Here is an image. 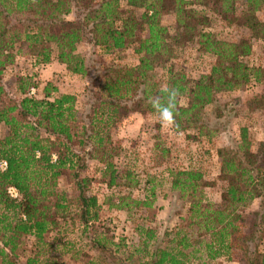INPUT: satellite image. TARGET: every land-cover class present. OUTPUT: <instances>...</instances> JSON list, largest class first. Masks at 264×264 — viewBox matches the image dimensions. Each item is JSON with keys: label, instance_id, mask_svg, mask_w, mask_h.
Listing matches in <instances>:
<instances>
[{"label": "trees", "instance_id": "trees-1", "mask_svg": "<svg viewBox=\"0 0 264 264\" xmlns=\"http://www.w3.org/2000/svg\"><path fill=\"white\" fill-rule=\"evenodd\" d=\"M123 1L124 7L117 0H0V74L20 48L35 63L47 64L53 47L56 61L76 75L84 73L83 60L75 53L83 41L104 53L132 47L137 56L134 67L123 68L120 76L104 80L100 86L103 100L89 117L93 130L82 126L76 131L74 97L57 93L48 84L41 98H36L24 95L28 83L19 81L20 97L2 101L0 124L7 132L0 137V161L6 163L0 171V264H62L60 256L68 253L70 264H210L220 256L240 257L242 264H264V252L257 249L264 229V140L251 152L243 131L235 151L216 152L223 169L220 178L226 183L221 205L204 199L200 188L205 183L199 171L167 170L171 189L187 193L188 208L186 217L163 233L160 244L148 243L155 232L142 227H137L139 241L132 248L113 243L104 233H92L90 243H85L88 251L72 243L45 242L47 235L62 233L66 224L77 223L84 233L99 219L100 206L88 193V179L79 175L86 168L85 157L73 147L94 140L97 150H107L106 129L128 109L127 104H133L137 111L162 115L161 104L168 103L169 91L175 90L173 129L197 125L200 130L206 127L200 121V111L214 103L215 93L231 92L246 84L249 77L256 79L263 73L262 69L248 68L243 60L250 53V40L264 41V20L254 17L264 0ZM238 2L251 15L245 22L250 35L235 42L216 41L211 33H204L208 23L192 9L211 4L214 11L217 4L218 13L233 15ZM134 9L142 11L138 18L132 13ZM164 12L173 16L172 34L160 23ZM72 13V20H67ZM190 42H196L214 61L207 73L188 85L186 76L169 65V54L173 47ZM2 94L0 85V100ZM181 97L186 99L182 106L177 101ZM104 105L106 111L101 110ZM246 107L264 112V93L251 98ZM221 109L223 106L217 105L213 111L215 128L222 118ZM224 120L229 122L226 116ZM97 124L101 128L94 126ZM97 161L105 164L102 173L108 175L106 186H111L115 182L112 164L104 157ZM59 177L72 183L73 198L56 191ZM8 187L16 191V198L7 194ZM152 196L151 189L142 200L125 203L119 197L108 207L145 210L151 207ZM253 200H257L256 212L249 217L241 215L239 209ZM26 236L34 239L36 251L19 262L16 249Z\"/></svg>", "mask_w": 264, "mask_h": 264}, {"label": "rangeland", "instance_id": "rangeland-1", "mask_svg": "<svg viewBox=\"0 0 264 264\" xmlns=\"http://www.w3.org/2000/svg\"><path fill=\"white\" fill-rule=\"evenodd\" d=\"M117 1L120 7H124L123 0ZM210 7L213 5L210 4ZM210 7L195 5L192 8L195 10L194 15L204 17L208 23L204 33H211L216 41L229 42L250 35L245 22L251 15L242 3L234 4L233 15L218 13L217 4L214 5V11H211ZM141 12L137 9L132 11L136 18ZM72 17L73 13L66 19L72 20ZM254 17L259 21L264 20V4ZM160 23L169 33H173V16L170 12L162 13ZM249 42L251 50L243 61L248 68H259L263 73L256 79L254 76L249 77L246 84L231 92L215 93L214 103L206 105L200 111V121L206 127L199 130L197 125H191L177 131L173 129L172 124L163 120L161 114L134 110L137 107L129 103L128 109L119 113L114 123L106 129L110 150L108 146L107 150H97L94 140L84 142L81 147L74 146L73 149L85 157L86 168L79 172V175L88 179V193L96 197L100 206L99 219L84 233H81V227L77 223L66 224L62 226V233L56 237L54 233L47 235L45 242L72 243L88 251L85 243H90L92 233H104L113 243H123L125 247L132 248L139 241L137 227H142L151 228L155 232V238L148 243L160 244L163 241V233L177 226L180 219L186 217L188 208L187 193L171 189L167 170L199 171L205 183V186L200 188L204 199L217 206L221 205L220 196L226 183L220 178L223 169L216 152L219 149L235 151L241 145L242 131L247 148L251 152L256 151L264 140V112L249 111L246 107L251 98L264 93V41L253 39ZM171 51L169 65L174 71L186 76L188 85L199 75L207 73L214 61V57L203 52L196 42H190L181 48L173 47ZM75 53L83 60L82 75L71 74L63 64L58 63L53 47L51 60L47 64L35 63L34 59L20 48L12 63L0 74V85L3 89L0 105L3 100L20 97L17 88L19 81L28 83L24 95L36 98H41L42 89L48 84L55 88L57 93L74 97L78 118L76 131L82 126L88 129L91 110L95 109L97 102L103 100L99 91L103 81H111L120 76L123 68L134 67L137 64V56L132 53V47L104 53L87 41L79 43ZM177 99L179 105H185V98ZM217 105L219 108L223 106V109L220 110L222 118L215 128L211 118ZM101 110L106 111V105L102 106ZM225 116L229 119L228 123L224 120ZM94 126L101 128L99 124ZM207 128L212 132L209 133ZM6 132L7 129L0 124V137ZM100 157L111 163L115 171V182L109 187L106 186L108 175L102 173L105 164L97 161ZM55 189L67 198L75 196L72 183L64 177L57 179ZM151 189L153 198L148 209L131 207L125 211L108 207V203H115L119 197L124 198L125 203L142 200L150 195ZM256 206L257 200H253L239 209L240 214L249 217L256 212ZM262 232L257 249L264 252V229ZM22 242L16 249L19 262H23L24 258L36 251L32 237L26 236ZM69 257L71 259V253L60 256L62 264H70ZM239 260L240 257L220 256L210 264H242Z\"/></svg>", "mask_w": 264, "mask_h": 264}, {"label": "clouds", "instance_id": "clouds-1", "mask_svg": "<svg viewBox=\"0 0 264 264\" xmlns=\"http://www.w3.org/2000/svg\"><path fill=\"white\" fill-rule=\"evenodd\" d=\"M176 92L175 90H170L167 96L168 103L161 104L160 111L162 113L163 120L168 123H174L173 118V108H174V101H175Z\"/></svg>", "mask_w": 264, "mask_h": 264}, {"label": "built area", "instance_id": "built-area-1", "mask_svg": "<svg viewBox=\"0 0 264 264\" xmlns=\"http://www.w3.org/2000/svg\"><path fill=\"white\" fill-rule=\"evenodd\" d=\"M5 167H6L5 161L1 160L0 161V171L4 170ZM6 192L11 198H16L17 197L16 191L13 188H11V187H8L6 189Z\"/></svg>", "mask_w": 264, "mask_h": 264}, {"label": "crops", "instance_id": "crops-1", "mask_svg": "<svg viewBox=\"0 0 264 264\" xmlns=\"http://www.w3.org/2000/svg\"><path fill=\"white\" fill-rule=\"evenodd\" d=\"M257 208V206L255 207V209Z\"/></svg>", "mask_w": 264, "mask_h": 264}]
</instances>
